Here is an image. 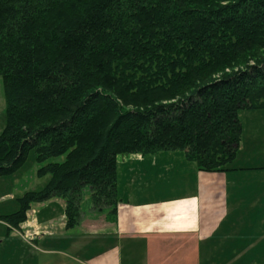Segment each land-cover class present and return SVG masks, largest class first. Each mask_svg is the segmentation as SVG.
Instances as JSON below:
<instances>
[{
	"label": "trees",
	"instance_id": "16d2710c",
	"mask_svg": "<svg viewBox=\"0 0 264 264\" xmlns=\"http://www.w3.org/2000/svg\"><path fill=\"white\" fill-rule=\"evenodd\" d=\"M0 77V177L34 150L47 178L3 221L61 199L75 229L88 190L116 223L119 156L232 170L240 113L264 111V0H0Z\"/></svg>",
	"mask_w": 264,
	"mask_h": 264
},
{
	"label": "crops",
	"instance_id": "0c3cea01",
	"mask_svg": "<svg viewBox=\"0 0 264 264\" xmlns=\"http://www.w3.org/2000/svg\"><path fill=\"white\" fill-rule=\"evenodd\" d=\"M159 161H165L171 173L173 162L185 165L187 160L182 153L137 158L119 156L118 168H123L129 182L136 184L143 172H147L145 168L155 172ZM245 169L233 166L226 172L206 173L190 163L185 176L189 177L188 187L194 189L197 198L186 192L179 197L171 195L153 202L137 199L136 192L133 196L125 194L119 197L116 223L107 221L105 213L95 212L90 207L80 225L67 230L65 201L53 199L42 203L34 210L39 212L38 225L49 230L50 235L38 243L42 247L40 254L26 258V264H225L227 259L229 264L240 263L244 259L242 256L227 259L208 256V241L217 228L226 225L225 222L229 231L239 236L249 232L253 237L254 228H264V201L261 199L257 203L252 195L250 210L246 212L250 219L243 223L245 229H239L243 215L241 207H234L232 214H227V176H242L243 172H248ZM218 203L223 205L218 207ZM22 260L14 263H23Z\"/></svg>",
	"mask_w": 264,
	"mask_h": 264
},
{
	"label": "rangeland",
	"instance_id": "374dc122",
	"mask_svg": "<svg viewBox=\"0 0 264 264\" xmlns=\"http://www.w3.org/2000/svg\"><path fill=\"white\" fill-rule=\"evenodd\" d=\"M240 119L243 125L242 140L233 166L247 168L245 170L248 172H243L242 176L241 174L227 176L225 205L228 209V216L232 214L231 210L234 207L239 209L241 207L240 212L243 215L240 218L242 221H240L239 229L243 230L246 228L243 223L247 222L245 220L250 219L246 215L247 210H250L251 206L250 195L258 200L257 203L261 199L264 201V111H243L240 113ZM5 125L6 101L4 85L0 77V132ZM163 154L170 156L175 153ZM35 155V151L32 150L25 164L19 170L12 175L0 177V258L2 259L0 264H16L14 262L21 261V259H23V263L20 264H26V258L40 254L42 247L38 243L50 235L49 230L43 229L38 225L39 212L34 210L36 207L39 208L42 203L33 204L32 208L27 212L25 221L20 223L18 227L12 226L8 221H3L4 216H9L19 211L18 198L20 196L26 192L40 189L47 181V178L37 177V170L44 164H37ZM127 156L137 158L142 155L131 154ZM164 162L159 161V166L155 172L152 168H145L147 172H143V176L136 180V184L129 182L128 174L125 175L123 168L119 166V197H123L125 194L133 196L136 192L138 193L137 199H151L153 202H157L164 197H171V195L179 197L189 192L191 196L193 195L197 198V193L193 191L194 189L192 190L191 186L188 187L189 177L185 176L189 170L190 163H193L186 161L185 165H183L173 162L174 170L169 173L168 169L170 166L165 165ZM239 171H242V169ZM221 205L223 204L218 203V207ZM90 206L91 195L87 190L83 201L84 213L87 212ZM57 221L58 218L56 217L55 222L57 223ZM225 224L212 233L208 241V256H224L226 257L224 259L242 256L244 259L237 264H264V228H254L256 231L252 233L253 237L250 236L249 232H243L239 236L237 232H230L227 222ZM227 261L228 259L225 264H229Z\"/></svg>",
	"mask_w": 264,
	"mask_h": 264
}]
</instances>
